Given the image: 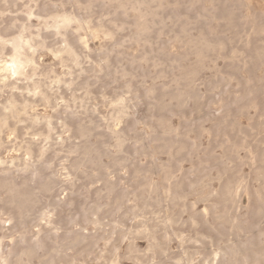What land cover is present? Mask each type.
Listing matches in <instances>:
<instances>
[{"label": "rangeland", "instance_id": "rangeland-1", "mask_svg": "<svg viewBox=\"0 0 264 264\" xmlns=\"http://www.w3.org/2000/svg\"><path fill=\"white\" fill-rule=\"evenodd\" d=\"M146 1L0 0L52 99L0 135V264H264V0Z\"/></svg>", "mask_w": 264, "mask_h": 264}, {"label": "bare ground", "instance_id": "bare-ground-1", "mask_svg": "<svg viewBox=\"0 0 264 264\" xmlns=\"http://www.w3.org/2000/svg\"><path fill=\"white\" fill-rule=\"evenodd\" d=\"M150 1L151 0H149V2ZM144 2L145 0H143L142 3ZM149 2L146 1V3L150 4ZM139 16H141V14ZM40 18L43 19V24L45 26L52 27L55 30L54 32L57 33H59L60 29L68 27L72 22H77L80 27L79 20H77L72 14L66 12L54 13L49 15L48 17L40 16ZM27 19L29 21L30 19L29 15H27ZM13 26H14L13 24L8 25L7 27L4 28L3 32H6L7 30L9 31V29L11 30ZM77 40L83 46L87 47L86 40L84 37L79 36ZM8 46H10V49L6 52L7 54L5 56L7 57H3L4 55L3 53L6 51ZM43 46H44V41L41 37V32L38 30L33 33L31 31V26L27 25L25 22L22 23L21 28L12 35L7 36L5 33H2L0 31V91H2L5 87H9L10 89L8 96L5 99L0 100V135L3 132V129L6 128L9 129L11 133H14L16 131V127L18 124L29 121L30 123L29 125L31 126V128L32 127L34 128V126H42L44 130L46 129L47 133L45 134V132L42 133L41 129L39 128L40 130H38V132L39 131L40 132L39 133L37 132L38 134H44L43 136L45 139L49 137L48 133L51 130V118L46 116H39L38 114L33 112L32 113L28 112V110L32 109L34 104H36V98H40L41 102L44 105L47 104L49 105L52 103L51 96L48 93L49 91H51L50 87L48 85H45L40 79H36V77L42 76L43 74H41L42 70L39 69L40 65L36 59L35 54L37 48L39 49V47H43ZM51 51L62 64H65V62L67 61L73 64L77 63V56H78L77 52L75 48L66 40H63V42L58 47L51 49ZM52 72L53 70L47 69L45 70L44 75L49 76L51 75ZM53 75H54L53 76L54 82L62 81L59 76L55 74ZM10 121H13L14 123L13 127H11ZM76 129L75 130L78 131V128ZM78 132L84 137L83 130L80 129ZM28 141L29 142L27 143V145L25 143L26 145L25 153L27 154V158L28 157L31 158V155L33 154L31 150V146H33V143L35 142L30 140ZM0 145H1V138H0ZM85 152H86V148H84V153ZM16 160L19 159L12 158L9 160V163L13 164ZM3 163H6V161H3L0 158V164ZM23 166L26 167L25 164ZM0 184L2 186H6L8 188L7 190L9 191V193L13 191V187L11 186L10 182L0 181ZM20 186L21 185H19L17 188H21ZM17 196L18 197H14L15 199H12V201L16 203L24 204L26 201L30 200L31 192L23 191ZM8 199H7V203H8ZM9 202L11 203V201ZM214 256L216 257L217 254H214Z\"/></svg>", "mask_w": 264, "mask_h": 264}]
</instances>
